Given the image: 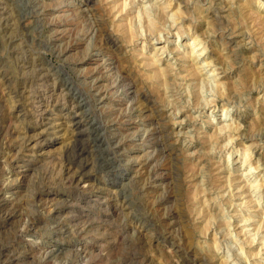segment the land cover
<instances>
[{
	"label": "rangeland",
	"instance_id": "1",
	"mask_svg": "<svg viewBox=\"0 0 264 264\" xmlns=\"http://www.w3.org/2000/svg\"><path fill=\"white\" fill-rule=\"evenodd\" d=\"M0 264H264V0H0Z\"/></svg>",
	"mask_w": 264,
	"mask_h": 264
},
{
	"label": "bare ground",
	"instance_id": "2",
	"mask_svg": "<svg viewBox=\"0 0 264 264\" xmlns=\"http://www.w3.org/2000/svg\"><path fill=\"white\" fill-rule=\"evenodd\" d=\"M27 1V0H25ZM31 1V0H30ZM22 3V2H21ZM24 4V3H22ZM26 5V4H25ZM4 6V5H3ZM24 7V6H23ZM26 8V7H25ZM24 8V9H25ZM28 8V7H27ZM23 9V10H24ZM7 12V11H6ZM34 19V18H33ZM35 20V19H34ZM11 22V21H10ZM24 61V60H23ZM45 65V63H44ZM60 67V66H59ZM111 67V66H110ZM109 68V67H108ZM39 69V68H38ZM27 70V69H26ZM28 72V71H27ZM56 72V71H55ZM39 76V75H38ZM50 74L46 73L45 74H41L40 76V81H45L49 78ZM65 78V77H64ZM68 78L64 79L63 80V85H66V88H67V83ZM50 80V79H49ZM38 82V81H37ZM23 87V86H22ZM45 87V86H44ZM72 89V87H71ZM69 89V90H71ZM131 89V88H130ZM74 93H72V99H74V102L76 103L75 104V112L74 113V116H73V126L75 127L78 123H79V117H88V112L91 110V107H92V103L93 102V99L91 98V96H87L85 93L83 94L81 91H79L77 89V87L74 88ZM58 94V93H57ZM32 96V95H31ZM61 99V98H60ZM23 100V99H22ZM36 102V101H35ZM61 103V101H60ZM33 105V104H32ZM44 105V104H43ZM39 109V108H38ZM36 110V109H35ZM87 111V113H86ZM86 113V115H85ZM91 113V112H90ZM50 116V114H48ZM93 116H91L90 119H92V123L90 124V130L88 132V134L90 136H92V141L95 142V143H98L99 146H101L102 144H105V138H104V134L101 133V130H102V123L100 122L99 120V117L96 116V114H93ZM95 120V121H94ZM99 120V121H98ZM94 121V122H93ZM91 125L92 128H91ZM76 128V127H75ZM108 129V128H107ZM79 134V133H78ZM77 134V135H78ZM88 135V136H89ZM136 137V136H135ZM45 139V138H44ZM48 140V139H47ZM140 140V139H139ZM76 143L71 147V152H72V157L70 159L71 163H74L76 164L77 162H82V155L83 153H87L86 150H84V147L82 146L83 145V142L81 141H75ZM33 143V142H32ZM154 146V145H153ZM98 148V147H97ZM95 149V148H94ZM86 155V154H85ZM106 155V154H105ZM101 157V156H100ZM109 158V157H108ZM96 159V158H95ZM102 161V160H101ZM107 162V161H106ZM68 164V163H67ZM101 164V163H100ZM98 165V163H97ZM101 167V165H100ZM66 172V171H65ZM99 172V171H98ZM116 172V171H115ZM246 175V173H245ZM76 179V178H75ZM72 182V181H71ZM81 185V184H80ZM121 185V184H120ZM9 198V197H8ZM25 222V221H24ZM29 239V238H28ZM57 253V252H56Z\"/></svg>",
	"mask_w": 264,
	"mask_h": 264
}]
</instances>
